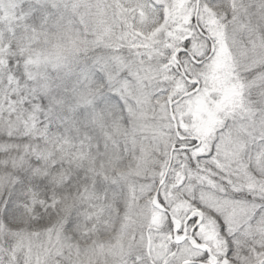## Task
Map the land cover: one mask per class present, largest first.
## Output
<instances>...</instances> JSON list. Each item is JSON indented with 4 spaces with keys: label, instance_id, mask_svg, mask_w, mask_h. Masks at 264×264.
Returning <instances> with one entry per match:
<instances>
[{
    "label": "snow or ice",
    "instance_id": "1",
    "mask_svg": "<svg viewBox=\"0 0 264 264\" xmlns=\"http://www.w3.org/2000/svg\"><path fill=\"white\" fill-rule=\"evenodd\" d=\"M0 264H264V0H0Z\"/></svg>",
    "mask_w": 264,
    "mask_h": 264
}]
</instances>
